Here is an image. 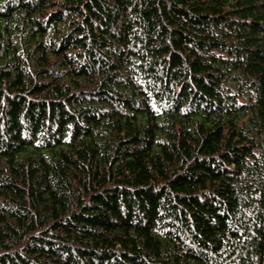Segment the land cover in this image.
<instances>
[{
  "label": "trees",
  "instance_id": "1",
  "mask_svg": "<svg viewBox=\"0 0 264 264\" xmlns=\"http://www.w3.org/2000/svg\"><path fill=\"white\" fill-rule=\"evenodd\" d=\"M0 264H264V0H0Z\"/></svg>",
  "mask_w": 264,
  "mask_h": 264
}]
</instances>
